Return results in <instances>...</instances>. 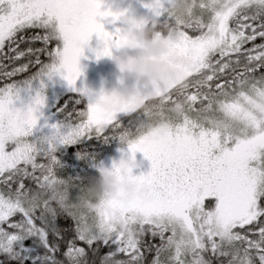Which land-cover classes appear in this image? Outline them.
Masks as SVG:
<instances>
[{"label": "snow or ice", "instance_id": "snow-or-ice-1", "mask_svg": "<svg viewBox=\"0 0 264 264\" xmlns=\"http://www.w3.org/2000/svg\"><path fill=\"white\" fill-rule=\"evenodd\" d=\"M145 7L162 27L176 28L174 47L188 63L175 83L120 98L77 81L94 35L103 44L97 59L127 43L121 28L101 22L134 19L126 11L104 10V0H0V81H11L0 87L7 189L0 188V256L7 261L95 264L89 254L104 246L100 264H145L152 252L151 264H264V0H193L186 19L170 0ZM57 76L71 93L62 105L46 94ZM93 139H118L132 158L142 152L151 161V171L137 176L116 162L106 168L87 149L76 152L99 174L135 184L134 196L88 195L96 176L85 169L59 175L65 164L57 152ZM61 215L74 222L70 239Z\"/></svg>", "mask_w": 264, "mask_h": 264}, {"label": "clouds", "instance_id": "clouds-1", "mask_svg": "<svg viewBox=\"0 0 264 264\" xmlns=\"http://www.w3.org/2000/svg\"><path fill=\"white\" fill-rule=\"evenodd\" d=\"M173 14L186 19L193 11V0H170ZM145 19L124 20L123 33L127 43L121 47L120 54L113 60L119 72V87L106 91L120 98H133L146 94L148 90L163 88L175 83L179 77L181 66L188 60L174 47L180 42L176 28L162 27L157 20ZM126 80H134L135 85L129 87ZM140 85V87H137ZM116 164L122 172L139 167L135 158L121 159ZM87 194L93 197L103 195L118 196L123 193L131 198L136 193L135 184L121 183L117 173L105 171L92 178L86 188Z\"/></svg>", "mask_w": 264, "mask_h": 264}, {"label": "trees", "instance_id": "trees-1", "mask_svg": "<svg viewBox=\"0 0 264 264\" xmlns=\"http://www.w3.org/2000/svg\"><path fill=\"white\" fill-rule=\"evenodd\" d=\"M150 0H104V10L111 8L113 12H121L126 11V15L128 17H133L136 19H147L149 22L152 20L153 15L149 8L145 7ZM112 17L101 18V22L105 24V28L108 31L114 32L117 28H123L124 19L116 21L115 23H111ZM34 31L39 30H29L27 35H31ZM261 41H257L260 43ZM27 45H22V47H26ZM54 46V45H53ZM250 46V45H249ZM33 47H41L40 44H35ZM103 44L99 40L97 36H93L90 40L89 44L85 47L84 56L81 58V66L83 70V75L81 76V80L85 81L83 84L85 87H89V89L93 88L95 93H99L101 90L111 91L113 87H119V72L114 63L113 58L111 57H101L97 59L96 51L99 48H102ZM120 54V50L113 49V56H118ZM41 59L47 62L46 56H41ZM25 62V61H21ZM37 68H30L29 72L22 74L21 76L14 77L15 80H20L28 75L35 72ZM5 82L11 81H0V87L3 86ZM132 80H126L125 84L130 87ZM71 93H66L60 97L61 105L65 100H69L68 95ZM19 106V105H17ZM73 103L69 102L68 111H72ZM78 109L84 107L83 104L76 105ZM125 125H127V118L125 119ZM87 149L89 152H93L96 154V161L103 162V165L112 169L113 163L118 162L119 160L127 159L124 158V155L128 152L127 144H121L118 139L111 140L109 143L105 144L101 139H93L91 141H86L83 145H78L72 148H61L60 151L57 152L58 158L65 164V167L60 170L59 175L62 177L67 176H75L77 174H81V170L85 169L89 174L98 176L99 173L96 169L91 168L88 162L81 161L77 158V151H84ZM135 155L136 161L139 163V167L133 169V175H141L147 174L151 171V161L144 156L142 152H138ZM128 156V155H127ZM129 155L128 157H130ZM0 188H4L3 185H0ZM7 191L6 188H4ZM73 196L76 194V190H72ZM13 219H19V216L14 217ZM58 224L61 229H66V239H70L74 235V222L70 218H66L63 215L58 219ZM145 241L147 243H159L158 239L153 241L150 236L145 237ZM31 244V241L27 242ZM110 249L104 246H101L99 252L95 255L89 254L90 261H94L95 264H100V259L103 257ZM65 251V245L62 243L60 247V252L57 254L58 258L64 260L63 253ZM41 254H43V250L41 249ZM155 253H146V262L145 264H151V261L154 257ZM0 261H4V264H14V262H9L5 257L0 256ZM65 264L67 262L65 261Z\"/></svg>", "mask_w": 264, "mask_h": 264}, {"label": "rangeland", "instance_id": "rangeland-1", "mask_svg": "<svg viewBox=\"0 0 264 264\" xmlns=\"http://www.w3.org/2000/svg\"><path fill=\"white\" fill-rule=\"evenodd\" d=\"M152 15H153V13H152ZM159 19L163 20L164 18L161 17V18H159ZM84 83H85V81L79 79V80L77 81V87H79V88H84V87H85V86L83 85ZM135 83H136V82H135L134 80H132V82H131V84H130V87L133 86V85H135ZM37 86H38V85H37ZM87 88H89V87H87ZM90 90L93 91V88H91ZM66 93H70V91H69V87H68V85H67V82L64 81L62 78H60V77L57 76V77L54 79V81L48 83V88L46 89V94H47V96H48L49 103H54L57 99H60V97H61L62 95H64V94H66ZM137 153H138V152H137ZM127 155L129 156V155H131V153L128 152V153L126 154V156L124 155V158H129ZM135 155H137V154H135ZM130 157H131V156H130ZM135 157H136V156H135ZM137 163H138V162H137ZM138 164H139V163H138Z\"/></svg>", "mask_w": 264, "mask_h": 264}]
</instances>
